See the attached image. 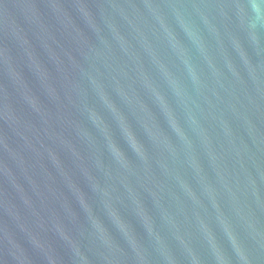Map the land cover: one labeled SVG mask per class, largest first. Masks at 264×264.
Listing matches in <instances>:
<instances>
[{
    "label": "water",
    "instance_id": "1",
    "mask_svg": "<svg viewBox=\"0 0 264 264\" xmlns=\"http://www.w3.org/2000/svg\"><path fill=\"white\" fill-rule=\"evenodd\" d=\"M0 264H264V0H0Z\"/></svg>",
    "mask_w": 264,
    "mask_h": 264
}]
</instances>
